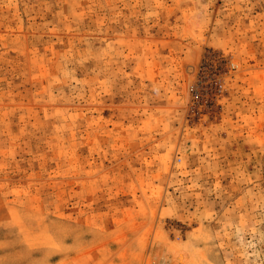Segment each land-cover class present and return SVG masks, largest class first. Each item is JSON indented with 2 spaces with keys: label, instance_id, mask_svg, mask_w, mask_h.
Segmentation results:
<instances>
[{
  "label": "rangeland",
  "instance_id": "obj_1",
  "mask_svg": "<svg viewBox=\"0 0 264 264\" xmlns=\"http://www.w3.org/2000/svg\"><path fill=\"white\" fill-rule=\"evenodd\" d=\"M0 264H264V0H0Z\"/></svg>",
  "mask_w": 264,
  "mask_h": 264
},
{
  "label": "bare ground",
  "instance_id": "obj_2",
  "mask_svg": "<svg viewBox=\"0 0 264 264\" xmlns=\"http://www.w3.org/2000/svg\"><path fill=\"white\" fill-rule=\"evenodd\" d=\"M181 257V256H180Z\"/></svg>",
  "mask_w": 264,
  "mask_h": 264
}]
</instances>
